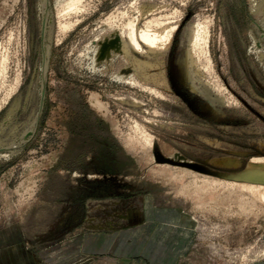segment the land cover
<instances>
[{
	"label": "rangeland",
	"instance_id": "374dc122",
	"mask_svg": "<svg viewBox=\"0 0 264 264\" xmlns=\"http://www.w3.org/2000/svg\"><path fill=\"white\" fill-rule=\"evenodd\" d=\"M72 1L0 0V264H264V0Z\"/></svg>",
	"mask_w": 264,
	"mask_h": 264
},
{
	"label": "bare ground",
	"instance_id": "6f19581e",
	"mask_svg": "<svg viewBox=\"0 0 264 264\" xmlns=\"http://www.w3.org/2000/svg\"><path fill=\"white\" fill-rule=\"evenodd\" d=\"M72 1V0H70ZM73 2V1H72ZM79 4V3H78ZM66 6V5H65ZM70 7H74V3L71 4ZM76 7H78L76 5ZM67 8V7H66ZM79 8V7H78ZM76 9V8H75ZM78 10V9H77ZM75 11V10H73ZM67 12V11H65ZM72 12V10L70 11ZM61 24V23H59ZM60 29V28H59ZM66 29H67V26H66ZM63 30V29H62ZM65 31V30H64ZM149 33V32H148ZM152 35V34H151ZM155 36V35H154ZM150 37L149 35L147 34H141L139 37L142 39L143 43L146 45V47L149 49V50H155L158 46H159V43L157 41V37ZM162 37V36H161ZM194 36L192 35L191 36V39L193 38ZM134 38V37H133ZM162 39V38H161ZM164 39V38H163ZM162 39V40H163ZM159 40V39H158ZM190 40V39H189ZM99 47V46H98ZM130 47L133 49V50H136V51H139L141 50L140 47L137 45V43L134 41L130 42ZM100 49V48H98ZM118 49H120V52L122 51V53L124 52L125 55H128L129 53V47H128V44H126L124 41H121L118 45ZM117 51V50H116ZM101 53V52H100ZM99 51L96 52L95 54V58L94 59H97L100 55ZM103 56V54H102ZM190 54L189 52H187L186 54V57H185V64H186V68L187 69H190L191 67V61H190ZM134 64L136 65L137 67V73L142 75V76H145V66H147V64L145 63H141V62H138V61H134ZM188 77L190 80H193V77L188 73ZM94 106H96L97 108H100V104L98 102H94ZM146 134V133H145ZM150 137V136H149ZM146 138V137H145ZM149 139V138H148ZM147 140V138L145 139ZM149 142H151L149 140ZM151 144V143H150ZM167 153L171 155V158L173 159L174 162L176 163H179V164H184V159L182 157H180V155L174 153L173 151L171 150H167ZM224 160V159H223ZM222 161V160H221ZM217 165L219 164H226V165H230V166H237L239 165V163L237 161H232V160H224L222 161V163H219L217 162ZM237 178L240 179V180H244L246 182H249V183H252V184H259V185H264V162L263 161H260V162H257V163H249L247 165V167L245 168V170L243 172H241L239 175H237ZM238 186V185H237ZM253 187H249V189H251ZM255 189V187H254ZM258 189V188H257ZM248 190V189H247ZM250 191V190H249ZM261 195V194H260ZM261 198V197H260ZM262 199H264V197L262 196Z\"/></svg>",
	"mask_w": 264,
	"mask_h": 264
}]
</instances>
